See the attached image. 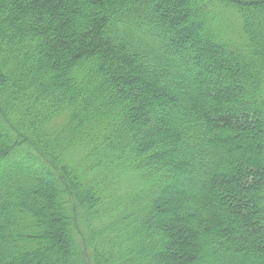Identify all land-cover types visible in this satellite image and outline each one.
<instances>
[{
	"label": "trees",
	"instance_id": "trees-1",
	"mask_svg": "<svg viewBox=\"0 0 264 264\" xmlns=\"http://www.w3.org/2000/svg\"><path fill=\"white\" fill-rule=\"evenodd\" d=\"M0 264H264V0H0Z\"/></svg>",
	"mask_w": 264,
	"mask_h": 264
}]
</instances>
